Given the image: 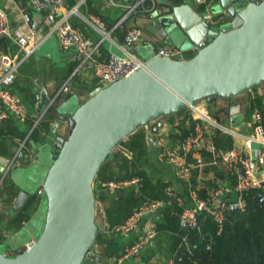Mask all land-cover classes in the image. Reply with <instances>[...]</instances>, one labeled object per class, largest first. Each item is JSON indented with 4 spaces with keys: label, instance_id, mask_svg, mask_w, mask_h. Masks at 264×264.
<instances>
[{
    "label": "water",
    "instance_id": "95a60500",
    "mask_svg": "<svg viewBox=\"0 0 264 264\" xmlns=\"http://www.w3.org/2000/svg\"><path fill=\"white\" fill-rule=\"evenodd\" d=\"M211 3L213 14L228 16L227 24L209 25L199 10L180 5L161 16L154 13L160 16L163 36L183 54L195 48L193 56L159 58L152 53L145 68L108 87H96L83 103L68 90L61 105L57 98L47 102L52 105L46 117L55 123L31 141L34 162L8 172L6 160L0 161V173L23 184L16 211L23 210L40 187L44 190L31 219L0 243V264H103V255L96 251L100 229L94 184L121 143L151 125L158 133L163 117L202 101L233 104L236 97L264 84V0ZM258 200L262 207L264 195ZM232 209L239 211L240 206ZM181 227L190 230L186 220ZM33 236L36 243L26 249Z\"/></svg>",
    "mask_w": 264,
    "mask_h": 264
},
{
    "label": "crops",
    "instance_id": "0c3cea01",
    "mask_svg": "<svg viewBox=\"0 0 264 264\" xmlns=\"http://www.w3.org/2000/svg\"><path fill=\"white\" fill-rule=\"evenodd\" d=\"M134 1L137 0H123L120 7L113 8L107 6L104 0H87L85 5L80 8V14L73 17V23L76 28L88 35L94 42H97L99 41V34L89 25L86 19L91 15L99 16L106 22L108 28L113 30L115 25L123 18L126 12V5ZM156 1H158L156 12H159L160 16L165 11L179 5L190 7L189 9L193 11L200 9L192 0ZM75 3V0H66L67 8L73 7ZM0 7L6 9L8 12L9 26L12 30L21 28L28 34L33 30L37 35V40L42 39V37L48 34L50 25L45 19L46 16L33 10L31 0H0ZM24 13H27L32 18L30 24L24 22ZM154 15V13L152 15H131L128 21L116 30H113L112 37L120 45H123L125 31L127 32L132 28L142 30L150 38V42L149 44L137 45L134 51L144 58L152 55L154 47H173L179 50V47L172 40L163 36V31L158 28L160 16L155 17ZM2 41L4 42L5 53L12 55L19 53V46L14 39L7 38ZM196 51L195 48L190 49L184 55H193ZM100 52L105 57L110 52L119 53V49L103 44L100 47ZM73 56L72 51L65 52L62 49L59 40L55 36H50L42 43L38 51L29 59L27 58L20 66L19 73H17L15 82L12 85V91L18 96L20 102L25 107L26 113L23 119L9 114L8 118L0 125V161L6 160V167L14 158H17L14 167L20 169L28 168L34 162L31 141L40 139L49 126L55 123V118L45 117L44 120L37 124L38 117L42 113L41 111L48 105L47 102L60 92L66 82H68L67 90L74 92L79 97L81 103L89 97L93 89L99 86L90 68H84L76 72L78 62ZM262 86L247 94L236 97L233 104L231 101L218 99L214 103L202 101L197 105L206 106L216 122L232 129V131L234 130L235 134L233 135L223 134L215 128L208 127V135L206 136L213 144L218 134L220 136H230L232 138L231 147L222 152L236 151L241 154L250 155L255 162V181L260 183V186L257 188H262L264 192V167L259 162L261 148L257 144H250L245 138L254 135V128L257 124L255 115L257 113L261 114L257 108H251V102L258 97L262 98V90H260ZM65 92L61 93L57 98V104L61 105L64 102L62 95ZM233 106H236L234 116L230 113ZM186 111L190 116L186 120L185 115L180 113L163 117L160 120L163 126L159 128L158 133L153 132L155 125H151L150 128H143L148 152L142 158L139 167L150 183L149 189L141 184L139 186L138 184H129L115 190L104 187L103 183H97L95 195L98 206L97 222L100 233L96 251L100 255H103V264H158L165 258H172L175 262L181 260L179 250L182 245L179 246V243L176 241L177 234L172 232H160L150 246L145 247L138 255L128 258L123 257L126 250L144 235L152 218L156 220L158 227V223L163 221L166 209H163L151 218L146 217L142 219L138 230L131 234H123L118 228L129 213H133L138 209L145 199L152 198V196L161 192L163 193V189L167 185L177 188L181 191L185 201L187 203L190 202L188 187L177 179L174 168L165 161L164 156H161V153H164L167 149L175 148L183 141L184 131L192 129L191 133L193 132L195 122L191 118V109L189 108ZM67 131L66 125L60 133L62 136H65ZM23 144L25 147H23ZM22 154L25 156L24 160L21 159ZM200 156L203 157L206 165L203 168L194 170V181L199 188V194L202 198L208 197L211 191L220 185L226 183L233 185L236 182V165L233 162L225 163L221 159H218L217 163L213 164L215 159L210 149L195 153L191 157V161L193 162ZM151 164L156 169L158 165L161 171L156 180L151 175ZM116 171L119 172V170ZM121 175L124 176L125 172L122 171ZM2 178L3 174L0 173V181H2L0 185V243L4 242L5 239L18 230L15 220L20 211H16L14 206L23 187V184L14 178H5L4 180ZM18 178L20 180L23 179L22 177ZM38 190L36 191V195H38ZM40 200H42V197ZM172 205H175V203H172ZM38 207L40 206H37L31 212L30 219L38 210ZM179 208L182 210L180 214L182 226L183 219L181 215L184 209L182 207ZM203 219L204 221L208 220L206 217H203ZM187 239V237H183L184 242H187Z\"/></svg>",
    "mask_w": 264,
    "mask_h": 264
},
{
    "label": "built area",
    "instance_id": "2783aa9c",
    "mask_svg": "<svg viewBox=\"0 0 264 264\" xmlns=\"http://www.w3.org/2000/svg\"><path fill=\"white\" fill-rule=\"evenodd\" d=\"M73 7L67 8L66 0H31L33 10L39 14L45 15L47 23L50 25L48 34L42 39H36V33L32 30L29 34L21 28L12 30L9 26L8 12L0 7V41L3 39H14L19 46V53L12 55L5 52H0L1 68H0V125L9 116L13 114L19 119L25 117V107L20 102L18 96L12 91V85L15 82L16 75L20 66L35 54L42 43L50 36H55L62 47L66 51H72L73 57L78 62L76 72L84 68L92 70L93 77L98 81V85L108 87L120 80L126 79L133 75L137 70L145 68L147 63L146 58L140 57L135 53L134 49L140 44H149L150 38L147 37L142 30L138 28L129 29L126 32L125 41L120 45L113 37L112 32L122 24L129 20L131 15H152L157 10L156 0H137L126 5V12L121 21L115 25L113 30H110L104 20L96 15H91L86 21L99 34V41L94 42L88 35L75 27L73 17L80 14V8L85 5L87 0H75ZM123 0H104L109 7H120ZM149 2V3H148ZM195 5L200 7L199 13L202 20L209 25L215 26L224 25L229 22L227 15H215L211 11V0H192ZM23 20L26 24L32 22V18L27 13L23 14ZM109 44L112 47L119 49V53L110 52L107 56L100 52V47L103 44ZM155 44V42H154ZM180 54L182 59L186 56L178 49L173 47H154V57L173 58ZM8 68V72H3L2 68ZM68 88V82L64 84L60 92L54 97V100L65 92ZM52 102L49 103L44 111L40 114L37 120L39 124L45 119L48 114ZM191 118L195 122L193 132L187 136L175 148L167 149L161 156L175 170L177 179L185 183L189 190L190 202L187 203L182 196L181 191L174 188L172 185H167L164 191L167 198L152 199L147 198L142 205L136 209L124 222L121 223L118 230L123 234H131L138 230L140 222L146 217H153L160 213L163 209H167L172 203L182 207L181 215L183 220H186L188 227L191 230L201 231V218L211 219L216 225L217 235L221 236L224 233L226 225L227 213L234 205H239L241 210H244L245 201L244 195L250 192L251 189L260 186V183L255 181V162L250 155L238 153L236 151L222 152L216 149L214 144L207 139V128H215L223 134H235L234 130L216 122L209 109L206 106L190 107ZM256 125L254 135L245 137L250 144L260 146L259 162L264 167V126L262 125V116L257 113L255 115ZM23 147L25 145L23 144ZM210 149L214 155L213 164L221 159L225 163H234L236 172V182L232 185L223 184L211 191L210 195L202 198L199 194V188L194 181V170L203 168L206 163L203 157L196 158L193 162L191 157L203 150ZM17 158L7 166V171L10 172L14 167ZM7 174L3 175L2 180ZM141 179L135 178L131 181L124 182H108L103 183L104 187L111 189H120L129 184H139ZM2 181H0V185ZM44 195L43 187L38 190V196L41 198ZM156 220L152 218L149 227L144 232V235L130 248L126 250L123 257L128 258L133 255H138L145 247L150 246L154 239L158 236ZM36 243L35 237H32L29 243L26 244V249ZM158 264H176L172 258H165Z\"/></svg>",
    "mask_w": 264,
    "mask_h": 264
},
{
    "label": "trees",
    "instance_id": "16d2710c",
    "mask_svg": "<svg viewBox=\"0 0 264 264\" xmlns=\"http://www.w3.org/2000/svg\"><path fill=\"white\" fill-rule=\"evenodd\" d=\"M125 36L126 31L124 32V38ZM0 52H4L3 41H0ZM262 99L264 98L258 97L252 100L251 108H257L261 112L262 125L264 126ZM180 114L185 115V120L190 118L187 111ZM191 130H183V139L191 134ZM231 144L232 138L230 136H220L218 134L214 139V145L219 151H225L228 147H231ZM118 149H120L118 153L114 152L112 158L102 166L95 184L114 181L124 182L140 178L141 182L138 186L141 184L149 189L150 183L139 167L142 158L148 152L145 135L137 131L121 143ZM116 170H119V172ZM122 171L125 172L124 176L121 175ZM165 188L166 186L163 193L154 195L152 198H167L164 193ZM262 190V188L251 189L250 192L244 195V210L234 211L231 209L227 213L225 230L221 236L217 235V228L212 220L204 221L203 217L200 220L202 228L200 232L192 229L183 231L180 219L182 210L176 204L168 207L164 211L163 221L158 223L157 228L159 233L172 232L177 234L176 241L182 247L179 250L181 260L176 264H264V205L259 207L260 201L258 200V196L264 194ZM40 205L39 196L32 195L24 209L18 213L15 225L18 228L21 227L24 222L30 219L31 212ZM131 214L132 212L122 222ZM183 237L188 238L187 242L183 241Z\"/></svg>",
    "mask_w": 264,
    "mask_h": 264
},
{
    "label": "rangeland",
    "instance_id": "374dc122",
    "mask_svg": "<svg viewBox=\"0 0 264 264\" xmlns=\"http://www.w3.org/2000/svg\"><path fill=\"white\" fill-rule=\"evenodd\" d=\"M107 45H109L108 43H107ZM191 56V54H186V57H190ZM260 90H262L261 91V93H262V98H264V85L260 88ZM255 93V92H254ZM259 94V93H258ZM257 95V94H256ZM262 103H263V105H264V99H262ZM139 133L141 134V133H143V128L142 129H140L139 130ZM129 139V138H128ZM125 142V141H124ZM120 149H118L117 151H115V153H118V151H119ZM131 156L129 155V158H130ZM114 162V161H113ZM113 164V163H112ZM163 164V163H162ZM150 170H151V175H153L152 177L156 180L158 177H159V175H160V168H159V166L157 165V169L155 168V166H153L152 164L150 165ZM94 187L95 188H97V184H94Z\"/></svg>",
    "mask_w": 264,
    "mask_h": 264
}]
</instances>
